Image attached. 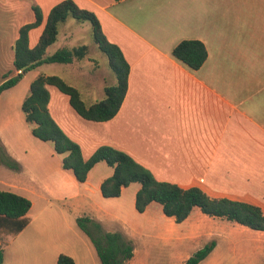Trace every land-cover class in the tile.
<instances>
[{
	"label": "crops",
	"instance_id": "crops-1",
	"mask_svg": "<svg viewBox=\"0 0 264 264\" xmlns=\"http://www.w3.org/2000/svg\"><path fill=\"white\" fill-rule=\"evenodd\" d=\"M29 1L40 8L45 19L50 9L63 0H0L2 52L6 47L8 55L19 28L34 21ZM72 1L95 14L103 35L121 50L129 65L125 97L117 114L107 122L83 120L71 108L66 95L48 89L50 115L79 144L84 158L100 146H110L128 154L157 181L184 189L199 187L211 197L213 193H227L214 184L250 183L252 175L264 174V0ZM17 22L22 24L16 28ZM67 23L70 21L61 25ZM41 30L42 26L29 32L30 47ZM183 40H198L206 49V60L195 71L171 54ZM30 74L31 71L25 77ZM83 78L84 83L70 84L81 94L86 88L87 95L94 98L92 103L99 100L94 97L97 92L92 78L87 74ZM20 82L6 90L14 93L5 98L6 106L2 104L6 91L0 95V135L9 142L8 152L14 157L16 151H25L20 133L11 137L8 132L12 126L8 112L11 107L19 109L23 101L16 94ZM21 119L24 122L20 114L19 123ZM50 157L54 163L42 161L33 171L42 186L26 185L19 181L18 174L12 178L0 176V185L26 193L27 199L67 198L70 206L89 195L91 186L101 196L100 185L112 174L111 169L109 176H93L92 169L104 163L100 162L84 183H78L70 171L62 169L59 160L52 154ZM0 171L11 173L2 166ZM132 185L122 189L120 196ZM138 189H133L132 197ZM32 206L33 203L25 219ZM11 238L8 236L4 244L10 245Z\"/></svg>",
	"mask_w": 264,
	"mask_h": 264
},
{
	"label": "rangeland",
	"instance_id": "rangeland-1",
	"mask_svg": "<svg viewBox=\"0 0 264 264\" xmlns=\"http://www.w3.org/2000/svg\"><path fill=\"white\" fill-rule=\"evenodd\" d=\"M29 4L34 5L31 2ZM23 11L25 15L26 11ZM2 15L3 10L0 5V16ZM68 21L70 24L59 27L58 39L49 47L46 55H51L64 47L85 45L87 47L86 56L72 66L47 64L32 70L28 77L24 75L17 90L19 92H16L22 96V99L27 96L31 81L40 74L57 75L68 84L70 82L84 83L83 76L87 74L90 79L92 78V83L96 85L95 99L103 98L104 85L115 82L106 56L98 50L94 42L91 24L89 22L77 23L71 19ZM21 24L22 22H17L15 27ZM0 26L2 27L1 21ZM14 37L13 28L9 38L11 44ZM3 40L0 36V82L5 77H13L16 74L11 64L13 52L10 50L8 55L6 47L2 52ZM65 40L70 46H66ZM26 85L27 91H25ZM48 89L58 92L53 87ZM82 89L85 94H82L84 101L87 104L92 103L93 96L89 97L86 88ZM53 92L50 93L53 95ZM12 94L14 93L10 91L4 92L2 97L4 106H6L5 98ZM1 110H3L2 106L0 121L3 122ZM8 113H10L8 115L11 116L10 121L12 122L11 132H8L11 137L14 133H20L22 147L25 151L24 153L20 150L16 151V157L11 155L18 163V169H11V173L0 171V176L12 178L14 174H18L19 181L26 182V185L42 186V181L34 177V169H37L42 161H49L51 154L54 156L53 159L60 162L63 156L54 152L51 142H41L35 138L31 133L32 127L25 124L23 119L19 123L20 114L23 117L20 106L19 109L11 107ZM4 115L8 116L6 113ZM0 143L9 155L10 144L5 142L1 135ZM7 143L9 146L6 145ZM53 161L55 160H50V162ZM92 171L93 176H109L111 169L105 163H100ZM260 179H264V174L252 175L250 183L214 184L227 192L213 193L214 198L253 203L264 211V181ZM135 187H139V184L134 183L119 198L104 199L91 186L89 195L77 199L73 205L70 201V206L67 205L69 203L67 198L62 200L29 198L33 206L26 219L27 225L23 232L18 236V233L0 235V243L3 244L2 249H4L3 264H55L60 254L72 257L75 264H99L89 238L77 225V218L89 219L88 225L92 228L94 223L98 224L102 232H120L130 239L133 245V257L126 264H183L188 257L211 240H215L216 246L199 264H264V232L253 231L223 219L207 217L198 209H194L181 223H175L174 219L166 218L161 212V207L156 203H152L144 213L139 214L134 209L135 196L132 197ZM0 190L18 192L24 197L27 195L11 186L0 185ZM8 236H12L13 242L5 245Z\"/></svg>",
	"mask_w": 264,
	"mask_h": 264
},
{
	"label": "trees",
	"instance_id": "trees-1",
	"mask_svg": "<svg viewBox=\"0 0 264 264\" xmlns=\"http://www.w3.org/2000/svg\"><path fill=\"white\" fill-rule=\"evenodd\" d=\"M120 1V0H115ZM31 10L34 21L22 25L18 37L12 45V66L15 76L0 84V95L19 83L23 76L44 64H72L80 62L86 56L85 45L61 48L46 55L47 48L57 40L58 28L67 20L77 23L89 22L95 44L106 58L108 67L114 75L113 84L104 85L102 99L87 104L79 89L66 83L57 75H38L29 86V92L23 99L21 111L24 122L32 127L31 133L41 142H51L57 155H62L61 167L68 170L78 183L86 181L88 173L98 163L104 162L112 174L100 185V194L104 199L118 198L122 189L131 184H139L135 193L134 209L142 214L147 207L156 203L166 218L175 223L186 220L194 209L210 218L223 219L253 231L264 232V211L261 207L239 200L214 198L199 187L181 188L176 184L157 181L152 173L137 163L123 151L110 146L98 147L88 158L82 155L81 147L68 137L50 115L48 86L56 88L68 97V103L74 112L85 121L107 122L118 112L127 90L129 65L121 50L107 41L101 31L95 14L79 8L72 0H63L54 5L46 18L37 5ZM42 26L34 46L29 45V32ZM172 56L190 70L199 69L206 60V49L198 40H183L172 50ZM0 166L18 169V163L9 156L0 143ZM31 208V201L11 191L0 190V235L20 233L27 225L25 215ZM80 230L89 238L97 255L99 264H126L133 257L132 241L120 232H102L98 224L93 228L87 218H77ZM216 246L215 240L206 243L195 251L183 264H199L205 260ZM3 252L0 248V264ZM55 264H75L72 257L60 254Z\"/></svg>",
	"mask_w": 264,
	"mask_h": 264
}]
</instances>
